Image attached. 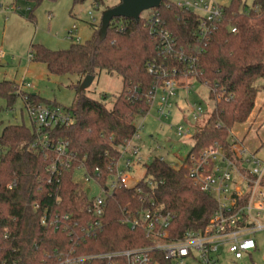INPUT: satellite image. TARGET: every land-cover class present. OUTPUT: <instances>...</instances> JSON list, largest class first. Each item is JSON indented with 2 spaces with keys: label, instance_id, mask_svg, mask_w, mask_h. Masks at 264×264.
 Segmentation results:
<instances>
[{
  "label": "trees",
  "instance_id": "1",
  "mask_svg": "<svg viewBox=\"0 0 264 264\" xmlns=\"http://www.w3.org/2000/svg\"><path fill=\"white\" fill-rule=\"evenodd\" d=\"M167 2L171 4L172 1L161 2L152 12H159L164 28L176 39L177 47L188 51L196 31V15L181 12L174 5L167 8ZM245 7L243 0H230L227 7H221L220 23L208 42L202 45L201 53L189 51L197 60V81L215 87L222 95L215 100L206 124L192 135L190 151L193 154L213 142L220 143L229 152V134L235 126L249 121L258 94H264V0H252L251 7L248 10ZM99 28L100 21L89 40L72 44L65 50L31 46L30 60L43 64L50 75L77 76L79 86L86 76L95 79L104 71L122 79V91L109 109L105 105L106 96L94 101L81 91L73 107L65 108L72 116L71 123L46 132L50 146L66 141L68 153L75 156L69 169L63 172L57 191L47 182L50 177L46 171L48 159H44L41 152L30 149L36 137L31 123L30 127L20 124L2 128L0 264H55L61 255L83 257L154 245L155 239L142 228L131 229L120 223L123 209L138 211L143 206L146 209L150 198L163 212L171 214L170 241L182 239L187 231H201L216 208V200L189 180L188 157L178 168L153 158L143 178L137 181L136 186L142 193L137 194L133 188L115 190L106 201L103 228L95 235L74 243L66 231L41 225L45 210L72 215L78 225L90 220L84 212L82 217L79 215L80 209L86 206L87 195L73 180L74 168L82 162L87 173L97 182H104L107 167L120 158V147L137 132L135 119L144 117L151 106L150 95L155 81L147 72V64L161 60L156 52L157 42L149 34L144 18L138 21L112 19L103 40L98 39ZM18 87L11 81L0 82V99L6 101L8 109L17 98L23 100L24 95L35 105L56 106L37 95L20 93ZM211 95L214 98L213 93ZM229 95L232 97L226 100ZM34 203L39 205L37 210L32 207ZM154 263L171 264L158 253L152 254L150 264ZM85 264H103V261L97 258Z\"/></svg>",
  "mask_w": 264,
  "mask_h": 264
},
{
  "label": "built area",
  "instance_id": "2",
  "mask_svg": "<svg viewBox=\"0 0 264 264\" xmlns=\"http://www.w3.org/2000/svg\"><path fill=\"white\" fill-rule=\"evenodd\" d=\"M165 5L167 8L174 5L181 12L196 15L197 26L193 33V44L188 47V51L185 49L184 51L181 47H177L176 39L164 28V22L158 11L152 12L153 9H151L145 11L146 16H143L142 13L140 15L149 26V34L157 42L156 52L161 60L147 64V72L154 77L155 81L150 95V103L152 104L155 97H158L157 120L160 121L161 126H163L162 120H166L170 116L173 107L172 98L182 91L187 103V96L192 92L194 83L208 89V97L213 105L215 100H219L222 96L217 93L215 87L211 88L206 82L197 81V60L194 54L189 53L190 50L201 53L202 45L208 42L212 32L220 23L221 7L212 0H179L172 1L171 4L167 2ZM73 29L76 28L73 27ZM73 31L68 32L69 37H72ZM2 57L3 54L0 52V59ZM25 86L30 87L28 84ZM212 93L214 98H211ZM231 97L229 95L226 100ZM23 100L29 121L36 132L30 149L41 152L44 159H48L49 164L46 171L50 177L47 182L52 183L57 191L60 188V178L63 172L69 169L75 156L68 153L66 141H59L56 145L50 146L46 132L71 123L72 116L70 112L57 107V105H35L25 95ZM187 105V116L189 115L195 123L203 116L204 108L200 103H187ZM180 113L184 119L183 111ZM204 125L196 124L193 129H191L192 125H187L189 129L177 124H171L168 127L173 129L178 137L191 136L192 138L193 133ZM139 129H142V126ZM138 132L137 128L133 138L139 137ZM133 138L119 149L120 157L122 152L128 155L123 162L122 170H117L119 159L112 161L107 167L108 175L104 182H97L94 176L87 173L82 162H79L74 168L73 174L75 170L81 169L84 180L93 182L100 191L97 196H89V189L83 190L79 187L87 195L86 206L80 209L79 215L82 217L83 212L86 213L90 216L89 221L84 225H78L72 219V215L50 213L45 210L41 215V225L54 230L66 231L74 243L82 242L103 228L102 219L106 211V201L115 190L133 188L137 194H141L140 187L136 186L138 182L134 186L128 187V176L124 175L125 170H130L142 159L140 148L143 145L141 144L140 147L134 145ZM227 145L229 152H226L224 147L217 142H213L194 154L191 153L190 147L189 154L185 156L188 157V178L192 185L216 200V208L201 231H187L182 239L170 241L168 225L171 214L163 212L150 198L148 199L149 207L147 206L146 209L144 206L138 211L123 209L120 223L131 229L142 228L147 235L155 239L154 245L83 257L61 255L55 264H85L97 258L103 261V264H150L153 253L160 254L164 260H168L171 264H218V256L223 250L231 254L235 260L249 254L256 248L254 234L264 230V160H261L255 152L250 151L243 144V140L233 133L229 134ZM49 149L51 157H49ZM47 152L49 153L47 154ZM159 159L164 161L162 158ZM8 187L10 188V186ZM148 187L153 189L151 183H148ZM58 202L59 198L56 197L55 203L58 204ZM142 202H145V198L142 199ZM32 207L37 210L39 205L34 203ZM70 220L72 222L69 226Z\"/></svg>",
  "mask_w": 264,
  "mask_h": 264
},
{
  "label": "rangeland",
  "instance_id": "3",
  "mask_svg": "<svg viewBox=\"0 0 264 264\" xmlns=\"http://www.w3.org/2000/svg\"><path fill=\"white\" fill-rule=\"evenodd\" d=\"M179 1V0H172ZM245 10L251 7L252 0H243ZM119 0H0V82L11 81L18 85L31 84L33 88H23L22 92L37 95L45 101L52 102L59 108H71L81 88L78 86L80 78L77 76H58L48 74L46 67L34 61H29L31 46L42 45L52 51L68 49L70 45L85 43L94 33L97 21L105 7L117 5ZM221 7H227L230 0H212ZM97 4V5H96ZM100 4V5H98ZM146 16V12L142 13ZM93 19L95 20L93 22ZM75 27L76 29H73ZM72 32L69 37L68 32ZM81 84V83H80ZM122 91V79L117 75L100 72L92 83L83 90L85 97L98 101L106 96L105 105L109 109L112 101ZM208 89L198 83L193 84L192 92L187 96V103H200L204 108L203 116L195 123L187 116V103L184 92L172 98L173 107L170 116L162 120L163 126L157 120V96L152 102L148 113L144 117H137L134 121L138 128V138L132 143L140 148L141 162L130 170H125L128 176L127 186H134L145 174V168L153 158H162L165 163L173 167L180 165L189 154L191 136L178 137L173 129L168 127L177 124L183 128L197 124H206L213 108V102L208 97ZM264 94L260 92L256 98V107L249 121L235 127L234 135L242 138L243 144L254 151L264 160ZM22 98H17L10 109L6 101L0 99V133L8 125L23 124L30 127L27 111ZM180 111H183L184 119ZM142 126V129H139ZM189 129V128H188ZM0 151V155H1ZM128 157L122 152L117 163V170L121 171L124 160ZM81 169L75 170L74 182L83 190L89 189V196L100 194L99 188L93 182L83 178ZM256 248L241 259L235 260L224 250L218 256V264H264V230L254 234Z\"/></svg>",
  "mask_w": 264,
  "mask_h": 264
},
{
  "label": "water",
  "instance_id": "4",
  "mask_svg": "<svg viewBox=\"0 0 264 264\" xmlns=\"http://www.w3.org/2000/svg\"><path fill=\"white\" fill-rule=\"evenodd\" d=\"M163 1L165 0H119L117 5L103 10L100 18V28L97 32L98 39L103 40L106 37L112 19L126 18L138 21L141 13L158 8ZM93 80V76H86L79 85L80 90L87 89Z\"/></svg>",
  "mask_w": 264,
  "mask_h": 264
},
{
  "label": "crops",
  "instance_id": "5",
  "mask_svg": "<svg viewBox=\"0 0 264 264\" xmlns=\"http://www.w3.org/2000/svg\"><path fill=\"white\" fill-rule=\"evenodd\" d=\"M68 35H69V33H68ZM1 52V51H0ZM29 54H30V52H29ZM29 61H30V55H29ZM15 83V82H14ZM17 86H19L18 87V89H19V91H20V93H23V94H25L24 92H22V89L23 88H27V89H31V88H33V85H31V84H28L30 87L28 88L27 86H23L22 84H17V83H15ZM26 85V84H25ZM179 93V92H178ZM178 93H177V95H178ZM33 95H35V94H33ZM176 95V96H177ZM175 96V97H176ZM22 100V99H21ZM23 101V100H22ZM29 119V118H28ZM238 126V125H237ZM236 127V126H235ZM235 129V128H234ZM235 131V130H234ZM234 131H233V134H234ZM240 139H242V138H240ZM242 140H244V139H242ZM250 150V149H249ZM250 151H252V150H250ZM252 152H254V151H252ZM154 264H158V263H154Z\"/></svg>",
  "mask_w": 264,
  "mask_h": 264
}]
</instances>
